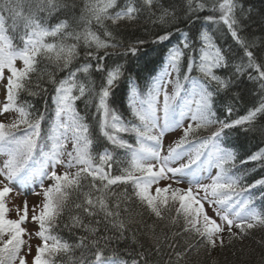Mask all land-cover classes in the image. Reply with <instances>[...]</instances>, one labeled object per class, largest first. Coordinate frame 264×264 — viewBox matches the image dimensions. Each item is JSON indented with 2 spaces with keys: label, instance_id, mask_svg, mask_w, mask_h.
<instances>
[{
  "label": "snow or ice",
  "instance_id": "obj_1",
  "mask_svg": "<svg viewBox=\"0 0 264 264\" xmlns=\"http://www.w3.org/2000/svg\"><path fill=\"white\" fill-rule=\"evenodd\" d=\"M252 11L242 0H0V112L15 113L10 122L0 121V264H28L20 253L24 237L33 235L40 243L31 264H221L213 253L225 249L239 264H251L232 249L239 242L245 253L243 242L256 231V243L264 247V206L257 207L251 195L264 187V178L244 183L230 134L264 141V96L232 121L220 119L217 106L233 111L239 97L228 94L246 70L255 72L249 79L264 93V62L257 55L264 58V41L242 35ZM204 12L210 14L203 23L223 25L236 51L219 46L208 27L194 37L177 27L197 24ZM141 17L160 29L153 43L181 35L158 71L141 63L145 41L124 43L112 30L136 25ZM111 56L117 59L109 65ZM230 67L234 71L224 75ZM121 88L127 118L112 106L125 107L117 97ZM22 94L43 99L44 111L34 110ZM173 130L180 134L165 148ZM239 162L264 166V147ZM160 181L169 183L161 187ZM37 183L34 194L42 199L32 206L37 228L30 232L22 226L27 201L18 218L9 219L5 198L12 185ZM259 199L264 202V192ZM66 211L64 238L54 230ZM85 217L100 218L85 223ZM122 243L132 250L121 249ZM224 264L236 262L225 255Z\"/></svg>",
  "mask_w": 264,
  "mask_h": 264
},
{
  "label": "trees",
  "instance_id": "obj_2",
  "mask_svg": "<svg viewBox=\"0 0 264 264\" xmlns=\"http://www.w3.org/2000/svg\"><path fill=\"white\" fill-rule=\"evenodd\" d=\"M244 7L247 9L249 6L252 7V16L251 20L248 26V30L246 33H242V35H247L249 38L252 36L260 38V40L264 41V0H242ZM27 9H25L26 11ZM210 13L204 12L201 15V21L198 22L195 25H190L187 23V21H184L182 23L177 24V27L181 30V32H189L191 37H194L200 30H202L204 27H208L209 30L212 32L216 39V43L219 46L227 48L228 46H231L234 51L238 49V46L235 44V42L232 40L231 36L227 33L226 28L223 25H205L203 23V15H208ZM9 25L11 24V20L8 21ZM110 26V22H107ZM94 30L98 32V34L101 35L103 38V29L99 28L98 26L94 27ZM115 33H118L117 39H121L124 43H131L135 42L136 40H143L145 41V44L142 46L141 51L146 52L147 56H143L141 58V63H144L145 61H148L147 69L155 68L157 71L161 67L163 58L167 52V49L171 47L174 44H177L179 40L181 39L180 33L174 34L170 41L164 42L162 44L160 43H153V41L156 39L157 34L160 33V29L158 27H154L150 22H147L144 17H141L140 21L136 25H129L124 26L122 25L120 29H112ZM171 31L175 32V29H170ZM8 34L10 36H15L11 29L9 28ZM14 42H16L14 40ZM109 51H113L109 49ZM115 51L120 52L122 49H116ZM103 54V52H101ZM238 55H242V51L238 53ZM258 59H260L261 62H264V58L260 57V54L257 53ZM116 56H111L108 58V63L111 65L113 61H116ZM82 62V61H81ZM123 62V59L121 58L120 61ZM155 62H158L155 64ZM235 62H239V59ZM94 63V62H93ZM234 71L233 68H229L224 75H230ZM145 73H142L144 75ZM249 74L255 75V72L253 70H246L243 74H240L236 77L238 83L237 86L232 88L231 92L228 94V97L231 96H238L239 98L233 105V111L229 114L224 106V103H218L217 106V115L220 119L232 121L239 119L241 116L246 115L247 111L252 108L255 104H258L261 97L264 96V93L260 91L259 83L253 80L249 79ZM193 75H197L196 73H193ZM62 78V77H58ZM93 79H95L97 82H99L100 77L98 75H94ZM141 84H143V80H141ZM125 90L121 88L117 92V97L120 102H124L125 107H120V103L112 105L113 107H117L120 109L122 114L127 118L128 113L126 111V101L124 97ZM48 98V105H49V112H51L52 105H51V99ZM228 97H221V99L224 102H228ZM21 99H28L30 103L34 105V110L38 111H44V104L45 101L40 98H31L28 97L27 94H22ZM77 107L79 109L83 108V103L79 102ZM92 112H95V108H92ZM10 113V117L8 118L7 122H10L12 119L15 118V113ZM83 114V112L81 113ZM51 119V116L49 115V120ZM89 123H93V121H89ZM45 129H47L48 124L45 123L43 125ZM93 134L98 135V127L93 129ZM201 135H208L209 132H201ZM232 136V143L237 145V151L239 153V159L237 160V168L239 169L238 174H242L245 176V184H249L254 182L257 179L264 178V166H262L259 163L250 162L246 165L241 166L240 160L245 159L247 155L252 154L255 151H258L259 148L264 147V141L260 139L259 136L253 138L249 136L248 138L244 137H236L233 134H230ZM126 139L129 137L125 136ZM132 142V141H130ZM118 157L120 159H123V152H118ZM123 165H120L122 167ZM114 174H119L118 168L114 169ZM117 191H122L123 188L116 189ZM264 192V187H259L257 189L251 190V195L256 198V206L262 207L264 206V202H262L259 197L261 193ZM100 217L96 218H88L85 217V223H95V219H99ZM147 219V217H145ZM68 222V213L67 211L62 215L58 222V227L54 230V234L60 235L64 238H67L68 236V230L64 228V224ZM149 223L152 221L149 220ZM102 228V226H101ZM157 231H159V228H157ZM82 234V233H77ZM261 233L256 231L253 232L252 236L245 239L243 242L245 247V253H240L239 248L241 247L240 243L237 242L236 246L232 251L237 252V256H244L246 259H250L251 264H258L259 259L261 255H264V247H261L259 244L256 243L258 239H260ZM128 248V251H131V247L128 246L127 243H122L120 245L121 249ZM254 249L255 251L251 253V256L249 257L247 255V249ZM227 255L229 261H235L236 264H239V260H237V257H234L230 255V250L225 249L223 253H213V256H219V259L221 261V264H224V256ZM124 259L131 260V257L124 256L122 257ZM166 259V257H165ZM18 263V260L16 261V264Z\"/></svg>",
  "mask_w": 264,
  "mask_h": 264
},
{
  "label": "rangeland",
  "instance_id": "obj_3",
  "mask_svg": "<svg viewBox=\"0 0 264 264\" xmlns=\"http://www.w3.org/2000/svg\"><path fill=\"white\" fill-rule=\"evenodd\" d=\"M17 65L18 66L20 65L19 61H17ZM4 96H5V90L3 87H0V109H2V105L4 102ZM9 117H10V113L0 112V121H4L6 123ZM179 134L180 133L178 130H173L172 132L167 134L166 139L164 141L165 148L167 147L169 143H171L172 140L178 138ZM60 170L62 171L63 169H60ZM213 174H215L214 170H213ZM202 182H208V181L207 179H205ZM49 183H51V181L45 179L44 181L45 186H47V184ZM167 183H169V181H160L159 186L162 187ZM180 186L186 187L187 184L184 183ZM12 187H13V191L9 193L7 197L5 198L6 205L9 209L7 213V217L9 219H17L18 218L17 209L18 208L22 209L24 205V201H27L28 208H29V217L22 226L25 227L28 231L34 232L37 228V225L35 224V222L31 220V214H32V206L34 204H38L40 200L42 199L41 196H37L34 194L40 191L39 183H37L35 187H33L32 185H28L21 190H19L18 186L16 185H12ZM154 188L155 186H153V191H154ZM204 207L209 216L216 218L212 207H210L207 203L204 204ZM24 238L26 239L27 243L23 246L20 255H24L26 257V260L28 261V264H31L32 256L35 255V248L40 243V241L34 235L31 237L25 236ZM29 247L31 248V254H29Z\"/></svg>",
  "mask_w": 264,
  "mask_h": 264
},
{
  "label": "bare ground",
  "instance_id": "obj_4",
  "mask_svg": "<svg viewBox=\"0 0 264 264\" xmlns=\"http://www.w3.org/2000/svg\"><path fill=\"white\" fill-rule=\"evenodd\" d=\"M158 62H155V64H157Z\"/></svg>",
  "mask_w": 264,
  "mask_h": 264
}]
</instances>
